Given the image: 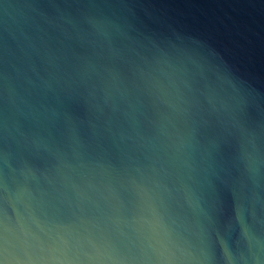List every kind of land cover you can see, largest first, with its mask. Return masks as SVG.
Segmentation results:
<instances>
[{
  "label": "water",
  "instance_id": "95a60500",
  "mask_svg": "<svg viewBox=\"0 0 264 264\" xmlns=\"http://www.w3.org/2000/svg\"><path fill=\"white\" fill-rule=\"evenodd\" d=\"M0 264H264V0H0Z\"/></svg>",
  "mask_w": 264,
  "mask_h": 264
}]
</instances>
